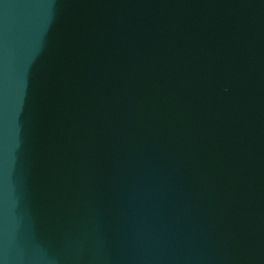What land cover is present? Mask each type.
<instances>
[{
  "label": "water",
  "instance_id": "obj_1",
  "mask_svg": "<svg viewBox=\"0 0 264 264\" xmlns=\"http://www.w3.org/2000/svg\"><path fill=\"white\" fill-rule=\"evenodd\" d=\"M0 264H264V0H0Z\"/></svg>",
  "mask_w": 264,
  "mask_h": 264
}]
</instances>
